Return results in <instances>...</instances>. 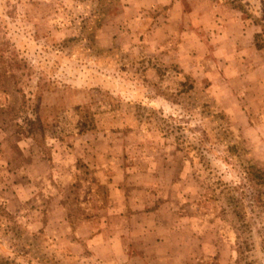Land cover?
Segmentation results:
<instances>
[{"label": "rangeland", "instance_id": "rangeland-1", "mask_svg": "<svg viewBox=\"0 0 264 264\" xmlns=\"http://www.w3.org/2000/svg\"><path fill=\"white\" fill-rule=\"evenodd\" d=\"M263 29L264 0H0V259L264 264Z\"/></svg>", "mask_w": 264, "mask_h": 264}, {"label": "trees", "instance_id": "trees-1", "mask_svg": "<svg viewBox=\"0 0 264 264\" xmlns=\"http://www.w3.org/2000/svg\"><path fill=\"white\" fill-rule=\"evenodd\" d=\"M233 3L238 4V0H232ZM236 8L241 9L243 12L246 13V10L244 6L239 5ZM264 30V29H263ZM255 42L258 45V47H261L264 49V31L261 33L256 34L255 36ZM184 77L186 79L184 83L185 92H189L193 89L191 82V77L184 74ZM146 109V108H144ZM102 113H105L106 110H102ZM146 113L149 116L150 119H159L158 112L155 110H149L146 109ZM94 116H97V112H94V114L90 117V122H88V129L91 130L93 127V118ZM83 127H86L83 125ZM169 133V132H166ZM252 166H248L249 174L252 175L253 178L258 179L260 181L259 185H252L248 188H244L243 191L239 192L240 195L248 196L251 203H254L255 201L263 202V196H264V169L259 167L256 164H251ZM222 180L215 181L214 183H211L212 192L219 193V195L223 196L227 206L230 208L232 214L237 218V222L243 227V229H251L250 222L247 220L249 217L247 216L246 211V205L242 201L237 200V192L241 188H233L232 186H227L226 184H221ZM210 187V188H211ZM256 196V197H255ZM264 208V207H263ZM254 247V246H253ZM252 251V247L248 242L245 244V252ZM0 264H16L15 260H9V259H0Z\"/></svg>", "mask_w": 264, "mask_h": 264}]
</instances>
